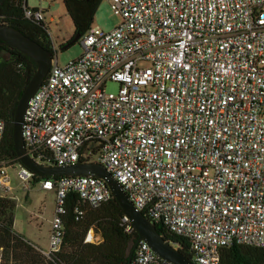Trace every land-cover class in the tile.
I'll return each instance as SVG.
<instances>
[{"label":"built area","instance_id":"1","mask_svg":"<svg viewBox=\"0 0 264 264\" xmlns=\"http://www.w3.org/2000/svg\"><path fill=\"white\" fill-rule=\"evenodd\" d=\"M108 2L119 23L91 24L66 64L53 56L29 99L27 154L48 166L101 164L153 225L187 242L193 264H220L232 244L264 249V0ZM24 15L44 21L43 9ZM4 129L0 118V142ZM16 175L30 185L29 170ZM37 184L55 194L48 253L63 241L68 192L93 208L113 196L93 175ZM98 241L90 229L85 242ZM128 264L172 263L139 240Z\"/></svg>","mask_w":264,"mask_h":264},{"label":"trees","instance_id":"2","mask_svg":"<svg viewBox=\"0 0 264 264\" xmlns=\"http://www.w3.org/2000/svg\"><path fill=\"white\" fill-rule=\"evenodd\" d=\"M101 1L62 0L74 30L63 50L76 41L73 40L75 34L81 36L89 28ZM24 7H27L26 0H0V23L18 29L54 56L46 24L26 18ZM35 70L36 63L31 58L0 40V118L5 124L0 142L2 164L20 166L13 142L14 111ZM46 178L33 174L30 182L38 183ZM15 206L14 199L0 196V264H128L131 251L133 255L137 234L134 230H125L124 215L113 196L93 208L79 205L76 193L68 192L63 199L64 213L61 215L63 241L60 249L47 257L13 229ZM90 228L100 235V241H84ZM156 229L165 240L179 244L183 254L191 256L184 239L158 225ZM220 264H264V249L232 244L221 250Z\"/></svg>","mask_w":264,"mask_h":264},{"label":"rangeland","instance_id":"3","mask_svg":"<svg viewBox=\"0 0 264 264\" xmlns=\"http://www.w3.org/2000/svg\"><path fill=\"white\" fill-rule=\"evenodd\" d=\"M26 5L28 8L44 10V23L47 26L54 56H56L59 65H64L81 54L82 47L79 40H76L67 49H62L63 44L74 33L72 22L65 11L62 0H26ZM119 21L120 17L114 14L108 0H102L91 24L107 31L114 28ZM105 89L115 93L117 84L109 81L106 83ZM17 170L18 165L0 163V172L4 173L0 174V196L14 199L16 203L13 229L26 240L29 239L36 243L32 244L47 257L50 254L47 251L48 233L55 205L54 191L42 190L37 183L30 182V185H24L16 175ZM90 229L93 231L94 237L100 236L94 228ZM1 252L0 248V262Z\"/></svg>","mask_w":264,"mask_h":264},{"label":"water","instance_id":"4","mask_svg":"<svg viewBox=\"0 0 264 264\" xmlns=\"http://www.w3.org/2000/svg\"><path fill=\"white\" fill-rule=\"evenodd\" d=\"M78 39L79 35L75 34L73 40ZM0 40L25 54L36 63V70L24 88L14 111L13 142L20 166L41 177L93 175L103 179L119 204L123 215L129 220L130 228L137 234L136 242L144 240L155 254L172 264H193L190 257L175 249L157 231L156 226L141 211L136 209L118 181L101 164L96 162H76L69 165L48 166L35 162L27 154L22 136L24 113L29 99L38 89L50 69L53 53L24 35L18 29L4 23H0ZM65 46L66 44L62 46V49ZM131 255L132 251L129 261Z\"/></svg>","mask_w":264,"mask_h":264},{"label":"crops","instance_id":"5","mask_svg":"<svg viewBox=\"0 0 264 264\" xmlns=\"http://www.w3.org/2000/svg\"><path fill=\"white\" fill-rule=\"evenodd\" d=\"M27 240H29V239H27ZM101 240V238H100V236H99V241ZM29 242H31V243H34L33 241H31V240H29ZM34 244H36V243H34ZM48 251V250H47Z\"/></svg>","mask_w":264,"mask_h":264},{"label":"bare ground","instance_id":"6","mask_svg":"<svg viewBox=\"0 0 264 264\" xmlns=\"http://www.w3.org/2000/svg\"><path fill=\"white\" fill-rule=\"evenodd\" d=\"M91 233V232H90ZM90 235V234H89ZM92 235V234H91Z\"/></svg>","mask_w":264,"mask_h":264}]
</instances>
